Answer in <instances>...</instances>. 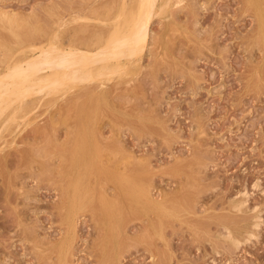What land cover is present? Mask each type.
<instances>
[{
  "label": "rangeland",
  "instance_id": "obj_1",
  "mask_svg": "<svg viewBox=\"0 0 264 264\" xmlns=\"http://www.w3.org/2000/svg\"><path fill=\"white\" fill-rule=\"evenodd\" d=\"M129 1L0 0V9L16 12L21 25L30 23L38 43L50 42L48 33L59 18L69 19L62 38L74 37L85 47L95 32L107 34L114 17L121 27L132 19L137 2ZM252 1L171 0L166 11L162 7L152 16L149 43L128 70L134 71L100 78L105 97L75 100L77 85L67 86L65 93L30 97L36 108L1 127L11 109L5 112L0 118V264H106L107 259V264H264V45ZM258 1L264 9V1ZM120 2L126 11L135 9L130 8L128 21L119 20L127 13L120 11ZM78 15L82 19L73 21ZM0 27V64L5 65L32 38L17 43L2 18ZM123 171L148 185L167 212L134 198L125 183L130 178L118 173ZM82 183L89 184L82 200L91 204L69 229L66 197ZM104 192L116 199L114 208L104 206ZM236 199L244 200L241 209L234 208ZM117 222L122 234L106 236ZM225 233L241 241L237 247Z\"/></svg>",
  "mask_w": 264,
  "mask_h": 264
},
{
  "label": "bare ground",
  "instance_id": "obj_2",
  "mask_svg": "<svg viewBox=\"0 0 264 264\" xmlns=\"http://www.w3.org/2000/svg\"><path fill=\"white\" fill-rule=\"evenodd\" d=\"M71 1V0H70ZM114 1V0H113ZM129 1V0H128ZM133 1V0H132ZM171 0H136L137 2V6H135L137 9L135 11V14H133V12H131L132 15L129 14L130 8L131 6L129 3V10L126 11L125 10V5H126V1L123 2L124 6H122V2H120L119 4L123 7H121L120 11H126L127 13H124V16L120 13V11L118 13H120L123 17H125V14L128 15L124 18L119 17V20H125L128 21L129 15L132 16V19H129L128 23H124V25L126 24V26L123 28L124 25L119 26L120 23H117L114 25V21L115 18L118 17H114L113 18V27H111L110 29H108L107 34H105L104 36L103 31L99 30L100 28H103L102 26L98 29V32H95L96 34L91 35L87 41V45L85 47H79L75 44L74 41V37H70L68 39V41H66L64 39V37L62 38L61 33L62 28H64L63 26H65L68 23V20H64L62 18H59V20L57 21V19L55 18V20L57 21V28L54 30L52 29V32L48 33L50 35V42L48 41V43L46 42H37L34 40V30L31 26L30 23H25L24 25H21L20 23H18L16 17H15V13L10 12V11H6L5 8L4 10L0 9V18H2L3 20L7 21L8 25L10 26V30L13 33L14 37L16 38L17 43H23L26 40H29L30 37L32 38L31 40H29V43L25 46V47H21L18 49L17 53H15V56L13 59H10L9 57L8 60H5V65L0 64V118L3 117V115H5V112L9 109H11V112L9 114L10 117L9 118H5L3 119L4 124L0 123V125L2 124L4 127L7 124H10L11 120L13 119L14 121L18 118H16L18 113H23L26 114V116H28L27 114H29L30 112H32V109L34 110V108H36L37 104H33L30 101V97H34L37 95H42L44 97V95H48V94H55L56 92H64V91H68V89H71L74 87H76L77 85V92L74 95L75 100H80L81 98H83V96H93L96 95L97 100L100 97H105L106 96V87H104V82H102V80L100 78H103L102 76L105 77H109L112 78V74L113 73H119L120 72L124 73L125 70H127L126 74L124 75H128L127 73L134 71L131 70L128 72L130 66H132L133 64H135V62L138 60V56L141 55V53L144 51V47L146 45V43H149V36H150V23H151V18L154 15L155 11L157 9H162V7H164L165 4H167L170 2ZM246 1V0H245ZM264 1V0H263ZM75 2V1H74ZM77 2V1H76ZM131 2V1H129ZM64 3V2H63ZM86 3V2H85ZM98 3H102V2H98ZM110 3V2H109ZM128 3V2H127ZM175 3V2H174ZM70 4V3H69ZM76 4V3H75ZM96 4V3H95ZM99 4V6H100ZM250 4V3H249ZM252 4L255 6L254 9H256V13L259 19V29L260 32L262 34V41L264 45V9L262 7V4L260 3V1L258 0H253ZM65 5V4H64ZM77 5V4H76ZM80 5V4H79ZM94 5V4H93ZM97 5V4H96ZM246 5V4H245ZM60 6V5H59ZM62 6V5H61ZM73 6V5H72ZM86 7L89 5H85ZM95 6V5H94ZM94 6L91 8V11L94 9ZM109 6V4H108ZM111 6V5H110ZM173 6V5H172ZM2 7V6H1ZM67 7V6H66ZM71 7V6H70ZM74 7V6H73ZM85 7V8H86ZM90 7V6H89ZM97 7V6H96ZM250 7V6H249ZM58 8V7H57ZM76 8V7H74ZM98 8V7H97ZM106 8V6H105ZM111 8V7H110ZM124 9V10H123ZM128 9V8H127ZM166 9V7H164V10ZM170 9V8H169ZM252 9V8H251ZM56 10V9H55ZM65 10V9H64ZM72 10V9H71ZM76 10V9H75ZM74 10V11H75ZM82 10V9H81ZM89 10V9H88ZM101 10H102V6H101ZM131 10H135L132 9ZM250 10V9H249ZM12 11V10H11ZM83 11V10H82ZM110 11V10H109ZM159 11V10H158ZM166 11V10H165ZM164 11V13H166ZM169 11V10H168ZM252 11V10H250ZM63 12V11H62ZM72 12V11H71ZM94 13V11H92ZM91 12V13H92ZM55 13H58L55 12ZM76 13V12H75ZM79 13V12H78ZM81 13V12H80ZM88 13V12H87ZM90 13V14H91ZM103 13V12H101ZM101 13L98 14V16L100 17ZM108 13V12H107ZM117 13V14H118ZM160 14V12H158ZM158 13H156L157 15H159ZM254 13V14H256ZM60 14V13H58ZM57 14V15H58ZM70 14V13H69ZM68 14V15H69ZM118 14V16L120 15ZM162 14V12H161ZM67 15V16H68ZM95 15V13L93 14ZM104 15V14H103ZM106 16H108L107 14H105ZM97 16V17H98ZM104 16V17H106ZM111 16V15H110ZM255 16V15H254ZM59 17V16H58ZM79 17L78 16H73V21H76L75 18ZM98 17V18H99ZM103 17V16H101ZM66 18V17H64ZM71 18V16H70ZM77 18V19H79ZM90 19V17H83ZM127 18V19H126ZM165 18V17H164ZM82 19V17L80 18ZM103 19V18H102ZM107 19V18H105ZM163 19V18H162ZM257 19V20H258ZM86 20V19H85ZM99 20V19H97ZM96 20V21H97ZM112 20V19H110ZM102 23V20H100ZM105 21V20H104ZM103 21V22H104ZM256 21V19H255ZM106 22V21H105ZM107 22L110 24L109 20H107ZM56 23V22H55ZM172 23V22H171ZM3 24V23H2ZM16 25V27H22L23 30L19 31L17 29H15L13 27V25ZM73 24V23H72ZM36 25V24H35ZM37 26V25H36ZM166 26V25H165ZM14 29H13V28ZM39 27V26H38ZM108 27V26H107ZM1 28V27H0ZM12 28V29H11ZM21 28V29H22ZM54 28V27H53ZM106 28V27H105ZM257 28V27H254ZM40 29V28H39ZM97 29V28H96ZM95 29V31H97ZM50 30V29H49ZM39 31V30H38ZM37 31V33H39ZM4 32V30H3ZM49 32V31H48ZM6 33V31H5ZM3 33V34H5ZM46 33V32H45ZM42 34V33H41ZM255 34V33H253ZM48 35V36H49ZM258 35V34H257ZM256 35V37H258ZM260 35V34H259ZM7 34L4 36L6 37ZM39 36V35H38ZM43 37V35H42ZM158 37V36H157ZM165 37V36H164ZM156 38V37H155ZM154 38V39H155ZM12 39V37H11ZM2 40V39H1ZM56 40V41H55ZM151 40V39H150ZM159 41V39H157ZM14 41V40H13ZM155 42V41H153ZM260 42V39H259ZM156 43H154L155 45ZM6 50L9 52L11 51V46H9V44L6 42L4 43ZM20 45V44H19ZM23 46V45H22ZM13 47V46H12ZM157 47V46H156ZM264 47V46H263ZM164 49V48H163ZM16 50V49H15ZM14 51V50H13ZM163 51V50H162ZM263 51V50H262ZM10 53V52H9ZM156 53V52H155ZM7 54V52H6ZM12 54V53H11ZM154 54V53H153ZM9 56V54H7ZM11 56V55H10ZM155 56V55H154ZM157 58V57H156ZM140 60V59H139ZM160 60V59H159ZM263 60V59H262ZM7 61V62H6ZM160 62V61H159ZM3 63V61H2ZM257 63V62H256ZM3 65V66H1ZM259 67V66H258ZM264 67V66H263ZM259 69V68H258ZM263 69V68H262ZM264 71V70H263ZM137 72V71H136ZM135 73V72H134ZM258 73V72H257ZM256 73V74H257ZM264 73V72H263ZM133 74V73H132ZM111 75V76H109ZM134 75V74H133ZM252 75V74H251ZM117 76V74H116ZM119 76V75H118ZM121 76V74H120ZM131 76V73H130ZM254 77V76H253ZM252 77V78H253ZM256 77V76H255ZM109 78H105L103 81H105L106 79ZM100 79V81H98ZM256 79V78H254ZM257 80V79H256ZM261 80V79H260ZM131 81V80H130ZM252 81V80H251ZM255 81V80H254ZM256 82V81H255ZM112 84V83H111ZM252 84V83H251ZM256 84V83H254ZM123 84L119 85L122 86ZM253 85V84H252ZM67 86H70L71 88L68 87V89L65 90V88ZM257 86V85H256ZM115 88V87H113ZM118 88V86H117ZM254 88V87H253ZM258 88V86L256 87ZM122 91V90H121ZM71 92V91H70ZM65 93V92H64ZM74 94V93H73ZM115 93H113L114 95ZM62 95V93H61ZM66 98V97H64ZM72 99V98H71ZM88 99V98H87ZM86 99V100H87ZM55 100V99H54ZM65 100V99H64ZM73 100V99H72ZM71 100V101H72ZM114 100V99H113ZM40 101V100H39ZM101 101V100H100ZM47 102V101H46ZM96 102V101H95ZM48 103V102H47ZM53 103V102H52ZM76 103V102H75ZM96 104V103H95ZM107 104V103H106ZM49 106V105H47ZM75 107V106H74ZM44 108V107H43ZM46 108V106H45ZM89 108V107H88ZM84 109V108H83ZM41 110V109H40ZM95 110V109H93ZM43 111V110H41ZM81 111V110H79ZM29 112V113H28ZM45 112V111H43ZM89 112V111H88ZM42 113V112H41ZM9 114L7 116H9ZM79 114V113H78ZM95 114V112H94ZM93 114V115H94ZM19 115V114H18ZM6 116V117H7ZM25 116V115H24ZM22 118H25V117ZM19 119V118H18ZM94 119V118H93ZM138 118H136L137 120ZM12 120V121H13ZM112 120V119H111ZM20 121V120H19ZM125 121V120H123ZM138 121V120H137ZM94 122V121H93ZM120 122H122L120 120ZM22 123V120L20 121V124ZM128 123V122H127ZM19 124V123H18ZM119 124V123H118ZM139 124V123H138ZM131 125V124H130ZM142 125V124H141ZM8 126V125H7ZM99 126V125H98ZM13 128V127H12ZM17 128V127H16ZM71 128V127H70ZM80 128V127H79ZM4 129V128H3ZM6 129V127H5ZM4 129V130H5ZM138 129V128H137ZM69 130V129H68ZM86 130V129H85ZM97 130V129H96ZM100 130V129H99ZM72 131V130H71ZM87 132V131H86ZM85 132V133H86ZM102 133V132H101ZM5 135V134H4ZM10 135V134H9ZM71 135V134H70ZM92 135V134H91ZM79 136V134H78ZM87 136V135H86ZM95 137V136H94ZM88 139V138H87ZM86 139V140H87ZM95 139V138H94ZM77 141V140H76ZM83 141V140H82ZM95 141V140H94ZM98 141V140H96ZM12 142V141H11ZM83 143V142H82ZM118 143V142H117ZM88 144V143H87ZM90 144V143H89ZM98 144V142L96 143V145ZM102 145V144H101ZM2 146V145H1ZM0 146V148H2ZM89 146V145H87ZM77 147V145H76ZM100 147V145H99ZM98 147V149H99ZM103 148V146H101ZM100 147V148H101ZM107 147V146H106ZM87 149H90L89 147ZM92 150V149H91ZM102 150V149H101ZM90 151V150H89ZM100 152V150H98ZM77 153V152H76ZM82 153V152H81ZM91 153V152H90ZM72 154V153H71ZM95 154V153H94ZM86 155V154H85ZM76 157V155H75ZM82 157V154H81ZM136 157V156H135ZM134 158V157H133ZM140 159V157H138ZM137 157L135 158L136 160L138 159ZM178 158V157H177ZM81 160V159H80ZM133 160V159H132ZM142 160V159H141ZM139 161V160H138ZM143 162V161H142ZM80 163V162H79ZM137 163V162H136ZM133 164V163H132ZM131 164V165H132ZM127 165V163H126ZM130 165V166H131ZM95 166V164H94ZM104 167V166H103ZM116 167V166H115ZM124 168L128 167V166H122ZM77 168V167H76ZM114 168V167H113ZM106 169V168H105ZM107 170V169H106ZM121 170V169H120ZM124 170V169H123ZM118 171V170H117ZM128 171V170H127ZM148 172V171H147ZM114 173V172H113ZM119 175H122V177L130 178L133 176H129V173L127 174L125 171L123 172H118ZM104 175V174H103ZM115 176V175H114ZM152 178V176H149V178ZM116 178V177H115ZM148 178V179H149ZM132 179V180H131ZM121 180V179H120ZM119 180V181H120ZM150 180V179H149ZM118 182V181H117ZM121 182V181H120ZM127 182V184L129 186L132 187V192L134 195V198L142 201L145 205L149 206L150 208H155V209H160L161 213L165 212V206L163 205V203H159L156 201V199L153 197V195L150 192V189L148 187V185L134 179L130 178V180L127 179V181L125 180V183ZM151 182V181H150ZM72 183V182H71ZM152 184V182L150 183ZM124 186V185H123ZM72 187H73V183H72ZM71 187V190H72ZM154 187V186H153ZM64 188V187H63ZM126 189V188H125ZM128 189V187H127ZM130 189V188H129ZM102 190V189H101ZM118 190V189H116ZM129 190V191H131ZM245 190V189H244ZM243 190V191H244ZM86 191H89V184L85 183L83 185L79 184L74 186L73 190L71 191L72 194H67L68 197H66L67 199V213L65 216V220L67 223V227L69 229H74L76 222L78 220V215L81 213V211H83L87 206H89L91 203L85 202L82 200V197L85 195L84 193ZM66 192V191H65ZM103 192V191H102ZM118 192V191H117ZM247 192V191H246ZM110 193V192H109ZM122 193V192H121ZM245 192H243L244 194ZM65 194V193H64ZM99 194V193H98ZM156 194V193H154ZM246 194V193H245ZM244 194V195H245ZM125 195V194H124ZM162 195V194H161ZM166 195V194H165ZM164 195V196H165ZM102 196V194H101ZM111 196V195H110ZM113 196V195H112ZM129 196V195H128ZM163 197V196H162ZM246 197V195H245ZM65 198V197H64ZM244 198V197H243ZM103 203L104 206L108 205V207L110 208H114L117 204L116 199H112V197H108L107 193L104 192L103 194ZM132 199V198H131ZM241 199V198H240ZM246 199V198H245ZM100 200V199H99ZM127 200V199H126ZM160 200V199H159ZM66 201V200H65ZM129 201V200H128ZM134 201L136 202V200L134 199ZM161 201V200H160ZM234 201V200H233ZM236 201H238L236 199ZM241 201V200H240ZM238 201V203L234 204V208L235 209H239L240 206L242 205L241 203H244L242 200V202ZM99 202V201H98ZM246 202V201H245ZM138 203V202H137ZM170 203V202H169ZM168 203V204H169ZM127 204V203H126ZM233 204H231L230 206L233 208ZM65 205V204H64ZM171 206V204H169ZM244 205V204H243ZM175 206V204H174ZM172 206V207H174ZM247 206V205H245ZM142 207V205H141ZM178 207V206H177ZM105 208V207H104ZM175 208V207H174ZM230 208V209H232ZM233 208V210H234ZM243 208V207H242ZM118 209V208H117ZM125 209V208H124ZM241 209V208H240ZM252 209V208H251ZM109 210V209H108ZM142 210V209H141ZM147 210V209H146ZM165 210V211H164ZM171 210V209H170ZM178 210V209H177ZM243 210V209H242ZM85 211V210H84ZM93 211V210H92ZM130 211V210H129ZM235 211V210H234ZM167 212V211H166ZM259 212V211H257ZM107 213V212H106ZM119 213V212H117ZM169 213V212H168ZM165 214V213H164ZM167 214V213H166ZM171 214V213H169ZM238 214V212L236 213ZM257 214V213H256ZM259 214V213H258ZM81 215V214H80ZM168 215V214H167ZM152 216V215H151ZM150 216V217H151ZM155 216V215H154ZM171 217V215H168ZM175 216V215H174ZM257 216V215H255ZM112 217V216H111ZM178 217V216H177ZM259 217V215H258ZM236 218V217H235ZM153 219V218H150ZM154 219H156L154 217ZM159 219V218H158ZM259 220V218H257ZM256 219V221H257ZM64 220V219H63ZM157 220V219H156ZM255 220V219H254ZM159 221V220H157ZM156 221V223H157ZM255 224V229L256 228V224ZM80 223V222H79ZM110 223V221H109ZM154 223V222H153ZM260 223V222H259ZM149 224V223H148ZM155 224V223H154ZM150 225V224H149ZM157 225V224H155ZM260 225V224H259ZM258 225V226H259ZM66 226V225H65ZM254 226V225H253ZM66 227V228H67ZM253 228V229H254ZM68 229V230H69ZM109 229V230H108ZM107 229L106 231V236L107 235H113V239H117L120 234H122V226L120 224V222H117L115 224H111L110 227ZM155 229V228H154ZM153 229V230H154ZM245 230V229H244ZM243 230V231H244ZM248 230V229H247ZM72 232V230H71ZM75 232V231H74ZM252 232V230H251ZM251 232H249L248 234H250ZM230 231L227 233L229 234ZM246 233V231H245ZM71 234V233H70ZM68 234V235H70ZM126 234V233H125ZM225 233V235L229 238V240L231 239V241H233L236 244L238 243L239 240L237 237L233 238L230 235H227ZM129 235V234H128ZM251 235V234H250ZM253 235V232H252ZM77 236V235H76ZM247 236V235H246ZM66 237V236H65ZM64 237V239H65ZM254 237V236H253ZM71 236H69L68 239H70ZM105 238V237H104ZM111 238V237H110ZM127 238V237H126ZM226 238V237H225ZM227 238V239H228ZM246 239H251V236L245 237ZM72 239V238H71ZM75 239V238H74ZM245 239V240H246ZM63 240V239H62ZM101 240V239H100ZM69 241V240H68ZM109 239L107 238L106 240L102 239L101 243L104 245V243H108ZM122 241V239H121ZM56 242V241H55ZM62 242V241H61ZM65 242V241H64ZM63 242V243H64ZM124 242V241H123ZM241 242V241H239ZM54 242L52 241V244ZM67 243V242H66ZM111 243V242H110ZM233 243V244H234ZM44 244V243H43ZM51 244V243H50ZM112 244V243H111ZM110 244V245H111ZM240 244V243H239ZM46 245V244H45ZM71 245V244H69ZM68 246V244H67ZM65 247V246H64ZM122 247V246H121ZM237 247V246H236ZM67 248V247H66ZM65 248V249H66ZM69 248V247H68ZM73 248V245H72ZM45 249V248H44ZM47 249V248H46ZM57 249L60 250V252H63L64 248L62 244H58ZM75 249V248H74ZM102 250L104 249L101 248ZM110 249V248H109ZM121 250V249H120ZM119 250V252H120ZM57 251V250H56ZM113 251V250H112ZM40 252V251H39ZM123 252V251H122ZM50 253V252H49ZM66 253V252H65ZM63 253V255L65 254ZM121 253V252H120ZM42 254V252H41ZM51 254V253H50ZM58 254V252H57ZM62 255V256H63ZM69 255V254H68ZM75 255V254H74ZM73 255V256H74ZM109 255V254H108ZM121 255V254H120ZM65 256V255H64ZM52 257V256H51ZM71 257V256H70ZM47 258V256H46ZM114 258V257H113ZM45 259V257H44ZM49 259V257H48ZM47 259V260H48ZM57 259V258H56ZM65 259V258H64ZM52 260V259H51ZM111 260V259H110ZM62 261V260H60ZM65 261V260H64ZM58 262V261H56ZM106 264L108 262H110L108 259L105 260ZM75 263V262H74ZM113 263V262H112ZM64 264V263H63ZM72 264V263H71Z\"/></svg>",
  "mask_w": 264,
  "mask_h": 264
}]
</instances>
